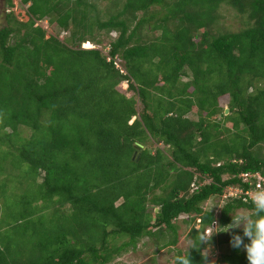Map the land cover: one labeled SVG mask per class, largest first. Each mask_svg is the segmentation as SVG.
Listing matches in <instances>:
<instances>
[{
	"label": "trees",
	"instance_id": "1",
	"mask_svg": "<svg viewBox=\"0 0 264 264\" xmlns=\"http://www.w3.org/2000/svg\"><path fill=\"white\" fill-rule=\"evenodd\" d=\"M21 3L29 21L6 0L0 29V264H116L144 240L174 252L183 226L194 243L173 263L210 264L209 229L254 207L205 204L264 178V0ZM218 247L216 264H248Z\"/></svg>",
	"mask_w": 264,
	"mask_h": 264
},
{
	"label": "rangeland",
	"instance_id": "2",
	"mask_svg": "<svg viewBox=\"0 0 264 264\" xmlns=\"http://www.w3.org/2000/svg\"><path fill=\"white\" fill-rule=\"evenodd\" d=\"M14 2V8L13 13L16 17V19L20 22H28L29 16L26 14V7L22 5V0H13ZM105 5V4H104ZM7 4L6 0L0 1V10H1V16H0V29L8 26V22L6 20V15L8 13L7 11ZM39 25L44 28L47 31V38L50 36H57L59 33L58 29H54L50 25H48L47 22H39ZM220 27L222 28V31H235L237 32L242 28L241 21L237 17L236 13L227 7H224L221 11V22ZM114 37L116 34L113 35ZM185 81H189L190 78H185ZM125 88V85L121 87L122 91ZM223 105L228 104V99L223 98L221 100ZM227 116V115H226ZM197 118V117H194ZM221 118V117H220ZM30 133H28L29 135ZM162 147V146H161ZM162 149H165L163 146ZM12 188L15 187L14 184H11ZM9 191L13 190L11 187L8 188ZM10 199H13L9 195ZM225 199L224 198H214L211 199L209 202H207L206 209L214 210L217 214V217L220 216L222 208L225 206ZM240 215H248L252 216V213L246 210L239 211ZM182 220L188 219V217L184 216L181 218ZM182 220L180 222H182ZM199 228V226L197 227ZM191 228H187L186 226H183L182 231L180 232V242L177 248L174 250H180V251H187L189 250L194 240L190 236ZM233 230H230L229 232L219 234L216 228H210L209 231L206 234V238H209V240L206 241V243H209L210 251L213 253V256L211 257L210 264H216L217 262V256L219 255V242L220 240H225L226 242L230 241L231 234ZM239 232L242 235V226L240 229L234 230ZM223 248H229V244L223 245ZM174 251V252H175ZM174 252H169V250H163L158 251L156 245L154 242L144 240L140 245L139 249L137 251H133L129 254H126L119 258L118 262L116 264H174ZM216 252V253H215ZM215 253V254H214Z\"/></svg>",
	"mask_w": 264,
	"mask_h": 264
},
{
	"label": "clouds",
	"instance_id": "3",
	"mask_svg": "<svg viewBox=\"0 0 264 264\" xmlns=\"http://www.w3.org/2000/svg\"><path fill=\"white\" fill-rule=\"evenodd\" d=\"M252 204L254 215L232 216V223L226 226L227 230L224 232L233 230L230 240L231 246L234 249H240L241 247L244 249L248 264H264V191L255 192ZM241 226L242 235L234 231L240 229ZM245 239H247V243H245ZM207 240L209 238L201 241ZM182 264H191L189 253Z\"/></svg>",
	"mask_w": 264,
	"mask_h": 264
},
{
	"label": "built area",
	"instance_id": "4",
	"mask_svg": "<svg viewBox=\"0 0 264 264\" xmlns=\"http://www.w3.org/2000/svg\"><path fill=\"white\" fill-rule=\"evenodd\" d=\"M84 48H92V46L88 44L83 45ZM245 181H247L250 177L249 174L245 175ZM259 180L262 179V182H258L257 185L252 187L248 193H246L243 189L240 188H228L226 191V194L224 195V199H230V198H242L245 196V201L248 202V199L253 200L254 194L257 191H264V178L260 175L256 176ZM247 196V197H246Z\"/></svg>",
	"mask_w": 264,
	"mask_h": 264
},
{
	"label": "water",
	"instance_id": "5",
	"mask_svg": "<svg viewBox=\"0 0 264 264\" xmlns=\"http://www.w3.org/2000/svg\"><path fill=\"white\" fill-rule=\"evenodd\" d=\"M0 1H1V0H0ZM0 16H1V10H0ZM229 113H230V110L227 109L226 112H225V114H223V115L221 116V118H224L226 115H229Z\"/></svg>",
	"mask_w": 264,
	"mask_h": 264
}]
</instances>
